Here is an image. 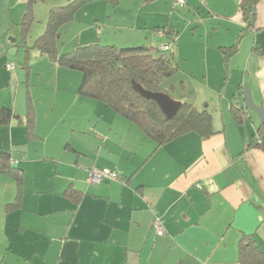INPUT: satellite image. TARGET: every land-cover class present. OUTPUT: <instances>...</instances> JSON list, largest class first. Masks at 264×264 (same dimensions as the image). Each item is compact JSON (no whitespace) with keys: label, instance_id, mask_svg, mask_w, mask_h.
I'll list each match as a JSON object with an SVG mask.
<instances>
[{"label":"crops","instance_id":"1","mask_svg":"<svg viewBox=\"0 0 264 264\" xmlns=\"http://www.w3.org/2000/svg\"><path fill=\"white\" fill-rule=\"evenodd\" d=\"M99 1L95 23L71 48L99 42L156 52L176 41L168 86L174 100L211 113L214 134L158 146L81 96L78 71L37 49L27 55L21 23L29 0H0V110L13 114L0 125V152L19 160L0 162V264H242L244 238L264 255V124L242 95L248 89L264 107V0L252 30L243 0H187L177 11L171 0H117L116 8ZM93 167L122 182L88 184Z\"/></svg>","mask_w":264,"mask_h":264},{"label":"trees","instance_id":"2","mask_svg":"<svg viewBox=\"0 0 264 264\" xmlns=\"http://www.w3.org/2000/svg\"><path fill=\"white\" fill-rule=\"evenodd\" d=\"M34 1L29 0L28 10L21 23L23 48L27 55H30L31 49H37L61 68L82 73L79 88L81 96L100 100L107 107L139 126L145 136L153 139L158 146L190 132L198 133L203 139L214 134L213 119L209 111H199L192 104L183 102L179 113L172 120H167L155 102L146 100L134 90L132 81L147 91H164L163 82L175 74L176 68L172 56L166 55L167 52L165 54L159 52V46L155 52L154 49L144 46L118 48L102 45L99 42H87L77 44L71 51L59 55V42L64 28L75 20L78 10L91 0H73L66 6L51 8L48 12L46 28L42 33H38L39 28L35 26L38 24H36ZM259 1L243 0L241 2L246 30H252L255 25ZM202 4L206 7V2L203 0ZM187 5L186 0V5L180 9H185ZM33 29L37 33H33ZM164 31L171 36H177L176 29L170 28ZM32 36L36 39L31 46L29 40ZM175 43L176 41L171 42L173 50ZM12 116L10 109L2 108L0 125L9 123ZM0 162L4 165L9 164L10 154L0 152ZM6 167H9V171L14 170L19 176L20 170L16 172L15 167ZM247 250L251 252L248 253V257L245 253ZM250 255L253 256L252 260ZM240 260L242 264H249L247 260L250 264H264V255L258 250L255 251L249 244V240L244 238L240 248Z\"/></svg>","mask_w":264,"mask_h":264},{"label":"rangeland","instance_id":"3","mask_svg":"<svg viewBox=\"0 0 264 264\" xmlns=\"http://www.w3.org/2000/svg\"><path fill=\"white\" fill-rule=\"evenodd\" d=\"M73 0H35L33 4H36L35 9H36V24L35 26H38L37 28H46L47 25V19H48V12L49 9L53 8V7H63L66 6L68 3L72 2ZM95 1V2H94ZM94 3H89L86 2L85 5H83L77 12L76 14V18L78 20H80V18H83L82 16H84V20L83 22H78L76 25H71L69 26L66 25L65 27V32L63 34V42L64 45L60 47V49L62 51H64L65 53L71 51V45H73L76 42H80L83 39H85L84 37H81V33L82 30L87 27V26H91L93 25L94 22V18H96V16L94 15V7H98V9L100 8V3L101 1L99 0H94ZM110 1V0H109ZM112 2H109V6H113V7H117L119 4H115V0H111ZM121 4H132L131 0H121ZM172 4V3H171ZM173 7V6H172ZM174 9V8H173ZM180 8H175L174 11L179 10ZM25 15V14H24ZM23 15V16H24ZM75 24V20L74 22H72ZM188 25H183L181 26V31L185 30L187 28ZM104 28V22L101 23V28H99V30ZM20 30V29H19ZM33 33H37V31L35 29L32 30ZM38 33H42L41 31ZM181 35V32L179 34V37ZM179 37L177 38V40L179 39ZM99 39V38H98ZM70 46V47H69ZM173 49L171 48V50L169 52H167V55H169V53L172 51ZM76 71V70H75ZM80 73V72H79ZM81 79H82V73H80ZM168 82L164 81L163 82V87L165 89V92L173 99L177 98L178 96L175 94L174 95V91L172 90V88L170 86H168Z\"/></svg>","mask_w":264,"mask_h":264},{"label":"water","instance_id":"4","mask_svg":"<svg viewBox=\"0 0 264 264\" xmlns=\"http://www.w3.org/2000/svg\"><path fill=\"white\" fill-rule=\"evenodd\" d=\"M132 86L134 90L139 93L146 100H151L157 104L161 109L163 114L166 116L167 120H172L182 109V103L171 98L166 92H151L145 90L141 85L137 84L135 81H132ZM243 99L246 109L257 114L259 119L264 124V107L257 106L252 99L251 93L248 89L244 90Z\"/></svg>","mask_w":264,"mask_h":264},{"label":"built area","instance_id":"5","mask_svg":"<svg viewBox=\"0 0 264 264\" xmlns=\"http://www.w3.org/2000/svg\"><path fill=\"white\" fill-rule=\"evenodd\" d=\"M171 3H172L173 8H181V7H184L186 5V0H171ZM171 48H172L171 43L170 44H162V45H159L158 50H159V52L166 53V52H169L171 50ZM15 68H16V65L13 62H11L7 65V69L9 71H13V70H15ZM257 143L259 145H262L263 142L261 139H258ZM10 163L11 164H18L19 160H12ZM87 171H88V176H87L88 184H100V183H103L106 181H121L122 182V179L117 172L100 170V169L94 168V167L88 169ZM153 227H154L155 233L158 236L164 235V229H163L162 223H161L159 218H157L155 220Z\"/></svg>","mask_w":264,"mask_h":264}]
</instances>
